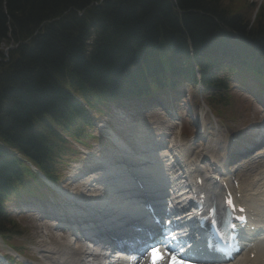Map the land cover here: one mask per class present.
I'll list each match as a JSON object with an SVG mask.
<instances>
[{
	"label": "trees",
	"instance_id": "obj_1",
	"mask_svg": "<svg viewBox=\"0 0 264 264\" xmlns=\"http://www.w3.org/2000/svg\"><path fill=\"white\" fill-rule=\"evenodd\" d=\"M98 2L0 0V43L17 45L0 64V232L11 229L1 203L17 175L2 147L37 162L60 148L61 130L85 125L86 112L106 99L127 96L123 86L133 87L160 55L236 48L256 31L249 6L242 13L222 0ZM263 19L259 13L255 28L264 31Z\"/></svg>",
	"mask_w": 264,
	"mask_h": 264
},
{
	"label": "bare ground",
	"instance_id": "obj_2",
	"mask_svg": "<svg viewBox=\"0 0 264 264\" xmlns=\"http://www.w3.org/2000/svg\"><path fill=\"white\" fill-rule=\"evenodd\" d=\"M129 132V131H128ZM143 134V133H142ZM133 134L127 133L128 139H130L131 142L134 141V138L132 137ZM138 140H141V145L138 146L136 149H133L132 152H130V155L134 158H144L150 157L147 156L146 153L149 152L153 155L154 159L158 164L163 163V155L158 147H155L159 145L158 143H154L155 139L158 141L159 137L150 138L148 134L145 136L140 135L137 133L136 135ZM142 136V138H141ZM118 148L123 149L122 147L118 146ZM147 148V149H146ZM217 147L215 144H210L206 150H202L198 156L195 155L194 151L192 152V155L195 157V159H199L203 153H213L214 155H217ZM38 154V151H37ZM43 160V159H41ZM190 159L188 158L189 161ZM100 162V160L97 159V164ZM110 161H105L104 166L109 165L108 170L105 172L100 171L101 176L104 174L103 179L105 182L101 183L99 186L94 185V183H89L91 179L94 177H89L87 179V182L83 181V177H80L78 179L80 181L79 188L82 192V195L85 196L84 193H86L89 186L92 184L94 187H97L93 192L91 193L93 201L88 202L87 200H79L78 203L83 206L84 208L81 209L83 213L88 214L89 216H94L96 218L104 217L105 218H112L113 216L109 212H113L115 210H118V216H122L124 214V211L121 208L120 202H110L112 196L110 194L115 190V188L118 186L116 181H112L113 178H118L119 175H117L116 171L113 169V167L110 166ZM166 166V162H164L163 168ZM162 170V168H161ZM161 170L152 171L151 167L147 164L145 168L141 169L142 173H147L150 175L149 178H153V181L155 180V175L157 176V180L159 182H164L163 174L164 172H161ZM173 176V175H172ZM86 179V177H84ZM77 180V181H78ZM102 178L99 179L101 181ZM113 185H112V184ZM159 186H162V183L159 184ZM108 190V191H107ZM109 201V202H108ZM247 204L251 205L249 201H247ZM102 214H107L102 215ZM119 219V218H118ZM72 238V237H71ZM68 240H70L68 238ZM88 247V246H87ZM102 253L101 248H95L92 251L89 250L84 246V244H79L77 248H71L68 246L64 241L60 240L58 241L57 237H53V240L51 242H48L46 249L42 252V261L44 264H99L101 259L100 255ZM260 260L264 264V249L260 251Z\"/></svg>",
	"mask_w": 264,
	"mask_h": 264
},
{
	"label": "rangeland",
	"instance_id": "obj_3",
	"mask_svg": "<svg viewBox=\"0 0 264 264\" xmlns=\"http://www.w3.org/2000/svg\"><path fill=\"white\" fill-rule=\"evenodd\" d=\"M234 3H238V7H244V8H246L249 4H252L255 7L261 5L262 6L261 10H263L262 14H264V0H238V1L222 0V5L224 8H227V7L235 8ZM257 16L258 15H256V17ZM261 23L264 26V19ZM190 94L192 95V93ZM100 119H104V118H102L101 116ZM162 119H164L163 116L157 110L149 111L147 114L143 115V118L137 115L135 116V118H133V121L135 122L134 129H140V130L146 131V129L148 128L149 131H151L154 127H156L158 130L165 128L166 124L162 121ZM113 122H116V121H113ZM150 134H153V133L150 132ZM169 135L170 133L168 131V133H166V136H169ZM10 208L12 207L10 206ZM19 224H20V229L22 227V238L19 237L18 240L19 242L23 244L25 243L28 246L27 251L26 252L24 251V253L27 255H29L30 253L33 254L35 249L42 248L41 247L42 243L39 242L38 237L40 233L42 234L43 232L39 231V228H38L39 225L37 221H35V219L31 217L23 218V219L19 218Z\"/></svg>",
	"mask_w": 264,
	"mask_h": 264
},
{
	"label": "snow or ice",
	"instance_id": "obj_4",
	"mask_svg": "<svg viewBox=\"0 0 264 264\" xmlns=\"http://www.w3.org/2000/svg\"><path fill=\"white\" fill-rule=\"evenodd\" d=\"M226 203L229 206V208L235 210L230 195L227 198ZM213 211H214V209H213ZM239 211L243 212L244 209L241 208V209H239ZM231 219H236V220H239L241 223H244L245 217L238 216L235 218H230L229 220H227L225 222V223H227V226L229 229L228 235L232 238L233 241H235V243H230L227 248L218 246L217 250L220 251L222 253V255L226 259H229V260L234 258L232 256L233 251L238 253L241 250L239 247L238 237L233 235V231L236 228V225L231 222ZM157 223H159V221H157ZM219 226H220V222L213 221V227L219 228ZM166 231L168 233H171L172 229L169 228ZM215 237H216V240H218L220 242H223L226 239L220 231H217L215 233ZM166 239L176 240L177 237L175 235H171V236H166ZM184 250H185V243L184 242L180 243L179 248L172 249L171 252L168 253V255H170V264H192V257L190 255H183V256L181 255V253H184ZM145 251L148 252L150 264H159V261L163 259L162 255L160 253V249L158 247H156L154 244H147L145 247ZM253 256H254V254H253Z\"/></svg>",
	"mask_w": 264,
	"mask_h": 264
}]
</instances>
